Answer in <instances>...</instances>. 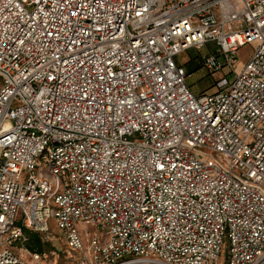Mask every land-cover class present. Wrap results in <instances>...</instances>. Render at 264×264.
<instances>
[{
	"label": "built area",
	"instance_id": "2783aa9c",
	"mask_svg": "<svg viewBox=\"0 0 264 264\" xmlns=\"http://www.w3.org/2000/svg\"><path fill=\"white\" fill-rule=\"evenodd\" d=\"M53 223L78 264H264V0H0V264Z\"/></svg>",
	"mask_w": 264,
	"mask_h": 264
},
{
	"label": "rangeland",
	"instance_id": "374dc122",
	"mask_svg": "<svg viewBox=\"0 0 264 264\" xmlns=\"http://www.w3.org/2000/svg\"><path fill=\"white\" fill-rule=\"evenodd\" d=\"M257 47V43H247L239 51V60H246L248 55ZM213 52H217V47L214 43H207L201 48H192L177 56V61L183 64L187 71L191 72L190 82L193 90L197 93L209 88L214 76L218 79L219 73L210 75L202 68L203 58L210 56ZM84 241L87 244L91 236L98 231L94 226H83L80 228ZM42 236V235H41ZM44 241L50 242V247L44 252L47 254L45 260L56 264H78V256L75 252H71L64 241L63 235L59 232L56 226L52 225L49 235L43 237ZM15 255L22 260L23 264H32L29 254L22 249L19 243H16L13 248Z\"/></svg>",
	"mask_w": 264,
	"mask_h": 264
},
{
	"label": "trees",
	"instance_id": "16d2710c",
	"mask_svg": "<svg viewBox=\"0 0 264 264\" xmlns=\"http://www.w3.org/2000/svg\"><path fill=\"white\" fill-rule=\"evenodd\" d=\"M213 53H216V52H213ZM189 73H191V72H189ZM213 85H214V81H213L212 85L209 88H207L206 90L212 88ZM206 90H204V91H206ZM204 91H202V92H204ZM25 235H26L27 239L24 242L23 246L33 253L43 254L50 247V242L44 241L42 236L35 231L25 229Z\"/></svg>",
	"mask_w": 264,
	"mask_h": 264
},
{
	"label": "crops",
	"instance_id": "0c3cea01",
	"mask_svg": "<svg viewBox=\"0 0 264 264\" xmlns=\"http://www.w3.org/2000/svg\"><path fill=\"white\" fill-rule=\"evenodd\" d=\"M191 86H192V83L190 82ZM192 89H193V86H192ZM211 89V88H210ZM206 90V89H205ZM204 91V90H203ZM202 92V91H201ZM197 93V92H196ZM200 93V92H199Z\"/></svg>",
	"mask_w": 264,
	"mask_h": 264
}]
</instances>
